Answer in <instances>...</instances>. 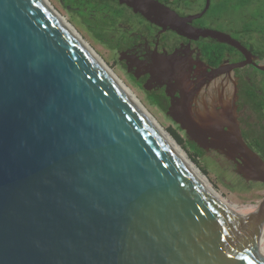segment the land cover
I'll return each mask as SVG.
<instances>
[{"label": "water", "instance_id": "95a60500", "mask_svg": "<svg viewBox=\"0 0 264 264\" xmlns=\"http://www.w3.org/2000/svg\"><path fill=\"white\" fill-rule=\"evenodd\" d=\"M119 2L162 29L250 56L230 36L191 26L201 14ZM167 63L152 74L188 89L167 111L187 140L264 184V159L243 140L235 105L194 112V90ZM263 246L264 196L226 213L39 1L0 0V264H264Z\"/></svg>", "mask_w": 264, "mask_h": 264}, {"label": "flooded vegetation", "instance_id": "af4514ba", "mask_svg": "<svg viewBox=\"0 0 264 264\" xmlns=\"http://www.w3.org/2000/svg\"><path fill=\"white\" fill-rule=\"evenodd\" d=\"M59 1L78 15L82 24L103 44L114 64L144 91L171 124L180 129L167 111L185 90L172 76L158 78L152 74L167 58L168 67L180 68L186 87L194 90L187 96L191 109L211 111L220 109V104L232 102L243 140L262 157L264 71L253 62L264 63V0H208L205 12L207 0H162L179 15L201 14L191 20V26L230 36L246 49L249 58L215 38H188L171 29H162L119 0ZM241 62L244 65L233 67ZM219 68L222 71L214 74ZM186 92L188 89L184 96ZM209 152L219 155L213 150L204 151Z\"/></svg>", "mask_w": 264, "mask_h": 264}, {"label": "rangeland", "instance_id": "374dc122", "mask_svg": "<svg viewBox=\"0 0 264 264\" xmlns=\"http://www.w3.org/2000/svg\"><path fill=\"white\" fill-rule=\"evenodd\" d=\"M49 1L57 11L66 17L81 37L96 51L105 64L124 84H126L135 97L156 118L162 127L168 132L173 130L178 133L185 145L186 136L184 133L176 125L171 124L166 116L150 102L144 91L137 88L126 73L114 64L112 57L103 44L82 24L78 15L64 8L59 0ZM182 148L186 151L188 157L199 171L205 176L208 185L221 196L219 199L226 201L222 203L234 205L238 211H245L254 208L264 196V184L245 182L233 172L232 166L223 157L213 152L204 153L202 156L197 157L188 145Z\"/></svg>", "mask_w": 264, "mask_h": 264}, {"label": "bare ground", "instance_id": "6f19581e", "mask_svg": "<svg viewBox=\"0 0 264 264\" xmlns=\"http://www.w3.org/2000/svg\"><path fill=\"white\" fill-rule=\"evenodd\" d=\"M50 14L53 20L75 41V43L87 54L91 61L105 74L109 81L125 96L128 102L138 111L144 121L153 129L157 137L164 144L167 150L179 162L182 168L208 195L209 199L228 214L237 212L238 209L231 204H224V199L208 185L205 176L199 171L196 165L190 160L186 151L175 141L169 132L162 127L156 118L141 104L124 82L105 64L94 49L81 37L70 22L57 11L49 0H37ZM264 261V246L261 249Z\"/></svg>", "mask_w": 264, "mask_h": 264}, {"label": "trees", "instance_id": "16d2710c", "mask_svg": "<svg viewBox=\"0 0 264 264\" xmlns=\"http://www.w3.org/2000/svg\"><path fill=\"white\" fill-rule=\"evenodd\" d=\"M161 3L163 2L162 0H159ZM164 4V3H163ZM83 18V17H82ZM85 20V19H84ZM98 38V36H96ZM170 135L175 139V141L181 145L182 147H186V145H188L192 150H193V153L197 156V157H200L204 154V151L200 148H198L193 142H189L186 138V144L184 145L183 144V139L178 135V133H176L175 131L173 130H170L169 131ZM262 158H264V154H261Z\"/></svg>", "mask_w": 264, "mask_h": 264}]
</instances>
